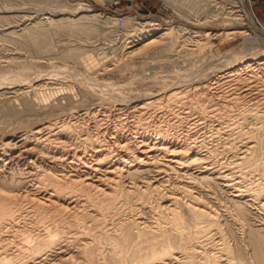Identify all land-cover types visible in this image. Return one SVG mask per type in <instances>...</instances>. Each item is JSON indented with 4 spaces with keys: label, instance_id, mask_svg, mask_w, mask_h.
<instances>
[{
    "label": "bare ground",
    "instance_id": "1",
    "mask_svg": "<svg viewBox=\"0 0 264 264\" xmlns=\"http://www.w3.org/2000/svg\"><path fill=\"white\" fill-rule=\"evenodd\" d=\"M26 1L37 4L43 0H1L0 41L25 50L29 57L46 54V60H70L89 70L91 61L81 59L79 46L58 47L55 39L65 33L91 32L95 27L87 20L96 14L90 17L82 8L83 15L70 10L58 13L45 2L48 8L40 10H49L48 16L23 19L22 27L17 28L11 25L16 18L11 14ZM169 1L172 8L180 3ZM192 2L194 5L195 0ZM211 3L208 1V6L213 8L207 12L180 15L200 25L224 29L214 34L193 31L192 37H204V44L211 46L229 36L247 37L243 27L225 30L245 22L242 11ZM60 14L62 17L55 19ZM27 20L30 22L25 23ZM138 26L125 40V48L130 49L125 56L170 58L184 53L183 37L189 34L185 29L163 27L153 20ZM256 41L254 46L260 45V39ZM195 42L196 49L185 51L202 49V43ZM253 50V56L242 52L244 56L226 64L237 62L236 68L221 76L224 82L232 78L227 91H212V83L180 86L131 107L130 112L137 113L133 127L154 126L162 141L147 142L144 135L139 139L133 132L126 133V122L117 118L121 108L67 113L65 101L56 98L65 94L63 85L54 89L50 85L46 93L41 90L38 98L49 105L46 115L63 114L0 143V264H264V57H255L258 53ZM7 58L0 61L4 63L0 68L19 67L17 57ZM28 68L19 71L24 76H15L16 82L27 80L28 89L3 91L5 84L14 81L9 83L11 74H0V107L5 118L18 116L17 100L24 105L22 112L32 113L29 93L44 90L50 83L56 85L53 79L67 76L64 66L55 67L58 78L49 74L44 79L34 66ZM76 78L88 80L84 86L97 96L122 100L130 95L116 93L115 86L110 92L100 91L102 83L94 78ZM54 99L58 100L56 105L50 102ZM153 108L162 109L161 115L151 114ZM165 114L173 116L165 119L172 130L188 128L187 124L193 125L192 129L204 125L209 134L197 140L198 134L195 140L181 133L182 139L177 136L180 142L177 139L168 144L164 139L167 127L158 121L164 120L161 117ZM150 170L155 175L141 177ZM212 183L228 192L229 205H223L224 210L209 197Z\"/></svg>",
    "mask_w": 264,
    "mask_h": 264
},
{
    "label": "rangeland",
    "instance_id": "2",
    "mask_svg": "<svg viewBox=\"0 0 264 264\" xmlns=\"http://www.w3.org/2000/svg\"><path fill=\"white\" fill-rule=\"evenodd\" d=\"M208 1L212 2L211 4H213V2H217L221 4H226L227 6H230V7L234 6L235 10H239V12L242 11L241 13H243L245 22L240 26L230 25L226 27L225 30L231 31V30H235L238 28L241 29V27H243V29H245L247 32V37L243 38V37L233 36L232 38L231 36H229L227 41L222 42V43H214L212 44V46L211 44L209 45L204 44V42L205 43L207 42L204 39V37H201V36L192 37L194 35L192 34L193 31H198L199 33L200 31H203L204 33L206 32V33L214 34L224 29V27L222 28V26L219 27L218 25L217 26L215 25L209 26L207 24L200 25L196 21L192 19H186L185 17L180 15V14H184V15L193 14L194 15V14L202 13L204 11L207 12L209 11V9L213 8L212 5L208 6ZM235 1L236 2H233L232 0H195L194 5H193L192 0H189V1L179 0L180 3H174L175 8H172L173 3L169 0H43L41 2H38L37 3L38 5L36 3L32 4L27 1L23 2L18 8L14 9L16 10V12H13V14H11L12 16L16 17V18H13L11 25L18 26L17 28L22 27L19 24H22L24 22L23 19L35 18V17L42 18V17L48 16L47 11L49 10H46V11L40 10L41 8L43 9L45 7L44 5H46L47 3L49 4H47L46 6H49L50 9H54L58 13H61L63 11L67 12L70 10L74 12V14L83 15L85 13L81 11L83 9V10L89 11V12H86L85 14H88L90 17L96 14L95 16H93L92 19L87 20V23L95 27V29H93L91 32L87 34L86 33H78V34L65 33V34L60 35V37L56 36L57 39H55V44L58 47L59 46L60 47L79 46L83 50V53H82L83 55L81 56V59L86 60V61H91L90 62L91 68L87 70L86 68H84L83 64L82 66H80L81 64H79L78 62H74V61L70 62V60L65 63H62L58 58H53L52 60H46L48 58V55L46 54H43V55L40 54L39 56L33 55L32 57H29L30 55L26 53L25 50L23 49L21 50L19 47L15 45L7 44V43L5 44L3 41H0V51H1L0 61H4L7 57H8L7 59L17 57V60L20 64L19 67L18 65L15 64L13 65V67H10V68L8 67L0 68V74L4 75L5 73H7V75L8 74L12 75V76L11 75L9 76L11 79L9 80L10 81L9 83H12V81L16 82L15 81L17 80L16 77L19 78L18 77L19 75L24 76V74H22L21 72H23L22 70L28 68L29 66L30 68L31 66H34V68L39 70L40 73L42 74L41 77L39 78L43 77V79L44 77L47 78L46 76H49V74H52L51 75L52 77L55 74L54 77L58 78V76L56 75L57 74V70L55 68L56 66H64L66 67V71H67L66 72L67 76L66 75L64 77L59 76L61 78L59 80L53 79L54 82L57 81L58 84L55 85L54 83H50L47 86L48 89L46 88L44 90L43 89L39 90L38 88V89H34L35 91H31L32 94L31 92L29 93L30 97L29 96L28 97L31 100H33V106L31 107L33 111L32 113L22 112V110L25 108L23 107L24 105L23 103H21L20 100L14 101L15 107L19 109L18 111H20L18 112L19 113L18 116H14L11 118L9 117L5 118L2 115L1 107H0V143L5 140H8L10 136H18V135L24 134L25 132L31 131L35 127H39L40 125L46 123L49 120V118H54V116L56 118V115L63 114L62 112L60 113V111H58L54 115L48 114V113L46 115L45 112L49 110L47 109L49 105L43 104V102L41 103V98L40 99L38 98V96L41 97L40 94L42 95V93H46L47 90L48 91L51 90L50 89L51 87L57 88L62 85L64 87L65 94L63 95L60 94L56 98L58 99L62 98L61 100L65 101V104L63 103V105L65 106V108L66 107L69 108V109L67 108V113L76 112L77 114L82 115L87 110L102 109L104 107H110V108H115V109L117 108V110L121 108L119 110V112L121 113L118 114V116H120L121 118L120 117H117V118L122 119L123 120L122 122L124 123L126 122L125 123L126 126L124 128V131L126 133L133 132V135L137 136L139 139L141 136L144 135L143 137L147 139L146 140L147 142H154V139L155 141L156 140L162 141L163 136L161 137L159 133L157 134V132H155L156 130L154 131L155 129L154 126H150V127L148 126L145 129H142L141 127H138L139 129L138 128L136 129L133 127L134 125L133 121H135V116L137 115V113L130 112L131 107L136 106V105L141 106L140 102L142 103L146 101L147 100L146 98H148V96H151L154 98L161 97L162 94L169 93L172 90L179 88L180 86L181 87H186V86L194 87L195 85L196 87H198V86H202L207 83H210V84L212 83L211 84L213 85L211 86L212 91H215V90L219 92L220 90L223 92L227 91V89L229 90L231 88V86L229 87L228 85L232 84L231 82L233 81H230L232 78H228L224 82V79H221V76L225 74L231 68L232 69L236 68L237 62L233 63L230 66L229 65L227 66L226 64H228L231 61L234 62L235 60H237L239 58L238 57L239 55L240 57L244 56L243 55L244 52H245L244 53L245 56H253L252 55V52L254 53L253 49H255V54L258 53L255 55V57H259V58L264 57V38H263L264 37V4H263L264 0H235ZM1 7H2V3L0 0V8ZM45 8H48V7H45ZM61 17L62 16L60 14L57 17H55V19H59ZM250 18L253 20H256L257 24L256 23L253 24ZM149 20L159 22L160 25L163 27L172 25V26H176L179 28H183L185 29V31H188L190 35L186 34L183 37L184 40H186L185 45L183 47L184 49L183 52L185 54L182 52H179V53L171 55L170 58H167L166 56H159V55L152 56L149 54H140V55H135L132 57L125 56L126 52L130 50V49L125 48L126 38L132 35L134 33V30L137 27L139 28L138 23H144ZM28 22L30 21L29 20L25 21V23H28ZM260 36L262 38H260ZM257 38L260 39V45L254 46L257 43L256 41ZM56 40H58V42H56ZM195 41H197L198 43H202L201 44L203 46L202 49H199L196 51L187 50L188 52L185 51L186 49H191V48L196 49ZM186 44H187V47L185 48ZM248 46L251 47L252 50L250 48L248 49ZM53 52L56 53L57 49L55 48ZM260 53L262 54L259 55ZM234 55H235V58H234ZM227 56L229 57V59H227L228 58ZM94 62L95 64L93 65ZM72 63H74L75 65ZM1 64L4 65V63H1ZM21 65L22 67L20 68ZM72 71L76 73L77 75L73 74ZM216 76H219V77H216ZM76 77H79V78L82 77L83 79L84 78L96 79L97 80L96 82L102 83V86L100 85L101 86V88L99 89L100 91L102 90L103 92H110V90H113L111 88L115 86L116 88L114 89V91L116 93L122 91L123 93L122 95L124 94L129 95V93L130 95L129 96L126 95L128 97L122 98V100L118 98L117 96V99H120L121 101H118L117 99H115L116 96H114L113 99L109 96H108L109 98H107L106 96L105 97L97 96L95 94H92L89 91V89H86V87L84 86V84H86L88 80L80 81ZM39 78L37 77V79ZM44 81H49V80H44ZM14 82L12 83L13 85L5 84L6 89L2 87V90L3 91L12 90L13 91V89H19V88L28 89V86H27L28 83H26L28 82L27 80L23 79L20 82L18 81L16 83ZM215 84L218 88L215 86ZM50 85L51 87H49ZM223 87L225 90H223ZM29 89L32 90L30 86H29ZM41 90L43 91L42 93H40ZM33 94L34 95L36 94V96H34ZM9 95L11 94L9 93ZM5 96H8V95H5ZM2 97H0V99ZM35 97L38 102L36 101ZM13 99H16V98H13ZM57 101H58L57 99H54L50 102L53 105L54 104L56 105ZM34 103H37L35 104L36 106L34 105ZM38 104H42V105H38ZM164 104L165 102L160 105L163 106ZM174 105L177 107V105L179 104H174ZM153 109L155 110H151L150 113L153 112V113L158 114L159 111L162 110L160 108H153ZM156 110L158 112H156ZM41 114L44 116H40ZM158 115H161V114L159 113ZM163 116L164 117H161V118H163L164 120L159 118L158 121H160L161 124L160 123H157V124L164 125V127H167L168 134L165 136L164 139L166 142L168 141V144H171L173 140H175L174 142H178V140L180 142V140L183 137V134L185 135L187 134L190 136L192 135L193 139L195 140L198 134L199 136L197 140H202L204 138V135L206 136L209 134V132L206 130L207 128L209 130V127L208 126L203 127L204 125H199L198 127H195L196 131L194 127L192 129L191 126L193 125L189 126V124H187L188 128H186L187 126L186 127L177 126L179 128L178 130H177V127H174V130H172L171 129L172 126L170 127L167 125V122H168L167 120H169V118L173 116L172 115L170 116L168 114H165ZM168 116L170 117L168 118ZM170 120L174 121V118ZM150 124H153V122H151ZM128 127L130 129H128ZM202 128H203L204 133L202 132ZM194 132H195V135H194ZM175 133L177 134L175 135ZM172 134L174 137H172ZM180 135H181L180 137L181 139L178 138ZM156 136H158V138ZM192 136H191V139H192ZM175 137L177 138L175 139ZM156 155L158 159L161 158V156L158 153ZM148 172L149 171L141 173V177L143 178L145 177L147 179V176L148 178H151V176L155 175V172L153 173V170H150L152 174ZM214 184L213 183L211 184L212 186L210 188L213 190L210 191L212 193H210L209 197L214 201L216 200L215 202L220 203L222 205V207H220L222 208L221 210H224L226 207L225 206L223 207V205H227V206L229 205L228 200H227L228 192L224 191L225 189H223L220 185L217 184V186L220 188L218 189V187L214 186ZM214 192L216 193V195ZM215 202L214 204L216 205Z\"/></svg>",
    "mask_w": 264,
    "mask_h": 264
},
{
    "label": "crops",
    "instance_id": "3",
    "mask_svg": "<svg viewBox=\"0 0 264 264\" xmlns=\"http://www.w3.org/2000/svg\"><path fill=\"white\" fill-rule=\"evenodd\" d=\"M263 3V2H262ZM264 4V3H263Z\"/></svg>",
    "mask_w": 264,
    "mask_h": 264
}]
</instances>
